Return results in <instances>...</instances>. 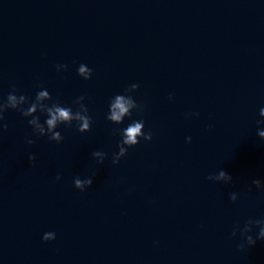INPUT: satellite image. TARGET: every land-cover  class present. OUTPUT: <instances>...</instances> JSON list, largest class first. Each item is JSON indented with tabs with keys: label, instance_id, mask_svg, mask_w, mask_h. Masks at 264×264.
<instances>
[{
	"label": "water",
	"instance_id": "water-1",
	"mask_svg": "<svg viewBox=\"0 0 264 264\" xmlns=\"http://www.w3.org/2000/svg\"><path fill=\"white\" fill-rule=\"evenodd\" d=\"M262 108L264 0H0V264H264Z\"/></svg>",
	"mask_w": 264,
	"mask_h": 264
},
{
	"label": "clouds",
	"instance_id": "clouds-1",
	"mask_svg": "<svg viewBox=\"0 0 264 264\" xmlns=\"http://www.w3.org/2000/svg\"><path fill=\"white\" fill-rule=\"evenodd\" d=\"M65 67H67V65H65ZM79 71L81 74L85 73L87 71V69L83 66L80 65L79 67ZM133 87H136V85H133ZM41 96H47V92H43L40 93ZM23 99V97H21ZM9 100L14 101L16 99V97L14 95L9 94L8 96ZM130 101H126L125 98L122 95H118L115 98V103L111 105V116L109 117V119L113 120V121H121L122 117L127 114L129 112V105H130ZM35 107L33 106L31 109H29V112L34 111ZM260 114L264 115V108H262L260 110ZM49 115H50V119L47 120V125L49 127V129H53L56 126V123L58 120L60 121H70L73 117L71 116V110L70 109H65L62 107H56L53 110H49ZM77 118L82 119L84 122L81 126V131H83L84 129H87L89 127L88 124V119L86 117H80L77 114ZM259 124H264V121H258ZM144 126V122H134L133 124L129 125L125 130H124V134H125V139H124V143L129 144V145H133L136 146L138 145V141H137V136L141 135V129ZM3 127L5 129H7V124H4ZM258 135L264 139V129H260L258 131ZM53 138L54 139H59L60 138V133L59 132H55L53 133ZM144 139L151 141L152 140V133L151 131H149L146 135H144ZM188 141L191 142V137H188ZM29 144H33L35 143V141L33 140H28ZM125 151V149L121 148V153H123ZM99 154V153H96ZM29 159L33 162H35L36 157L35 156H30ZM113 163H119V161H113ZM59 179V177H58ZM208 179L210 180H216V181H226V182H231L233 180V177L231 175H229L226 171L221 170L219 172L218 175H214V176H209ZM88 183L91 184L93 183V181L91 179L88 180ZM253 184L256 186V188L258 189H264V183H262L260 180H253ZM76 185L80 186L81 185V181L79 179L76 180ZM231 200L233 202H235L238 199V196L236 193H232L231 194ZM257 224L260 225H264V220H258ZM251 229L249 228H244L243 229V235H244V239L246 240L247 245H251L254 246L256 244V238H254L251 235H247V233H250ZM236 235V232H233V236ZM56 238V234L53 232H48L45 233L43 236V239L45 241H51L54 240ZM258 239L260 240H264V226H260L259 227V233H258ZM245 247V244L242 243L240 245V248L243 249Z\"/></svg>",
	"mask_w": 264,
	"mask_h": 264
}]
</instances>
